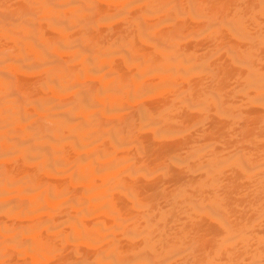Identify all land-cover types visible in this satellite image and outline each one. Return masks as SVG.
Segmentation results:
<instances>
[{
	"label": "bare ground",
	"instance_id": "1",
	"mask_svg": "<svg viewBox=\"0 0 264 264\" xmlns=\"http://www.w3.org/2000/svg\"><path fill=\"white\" fill-rule=\"evenodd\" d=\"M0 215V264H264V0H0Z\"/></svg>",
	"mask_w": 264,
	"mask_h": 264
},
{
	"label": "rangeland",
	"instance_id": "2",
	"mask_svg": "<svg viewBox=\"0 0 264 264\" xmlns=\"http://www.w3.org/2000/svg\"><path fill=\"white\" fill-rule=\"evenodd\" d=\"M105 7L104 4H102ZM26 77V76H25ZM24 77V78H25ZM28 77V76H27ZM29 80L32 81V78L28 77ZM24 81V79H23ZM30 82V81H29ZM90 83L91 85H94V81L91 80V79H87L85 80V83ZM24 83H28V81H24ZM24 86V84H22ZM86 85V84H84ZM161 99V97H155V98H148V97H144L142 102H144V104H146L147 106H155L157 104V102ZM138 103H135V106H137ZM9 166H12V168H26V169H29L31 171H35L36 168L34 166H30V167H27L25 166L24 164H19V163H16L14 162V164H10ZM92 174L95 173V170L91 171ZM41 173V172H39ZM42 180L45 184L44 186V191L46 192L48 187L49 186H53V185H56V184H64L67 186V191H70V192H73V193H80L84 187V185L86 184V182H77L75 180H72L71 179V174L70 173H67L66 176L64 178H61L60 176L58 175H55V174H44L42 175ZM23 201H28V199L26 198H23ZM92 201V197H87L85 198V202L87 204H90ZM46 207L49 209V210H53L54 209V205H55V202L54 200H45L44 201ZM52 217H54L55 219H60V216H61V210L60 209H55L54 210V213L51 215ZM3 219V216L0 215V220ZM41 219L43 220H47L49 219V214L47 212H45L43 214V216H41ZM86 221L89 223L90 220H91V217H86L85 218ZM29 222H31V216H28V215H18V216H15L14 219H13V222H12V226H21V224H28ZM85 249L87 250V247L85 246ZM90 251L94 250V249H91L89 248ZM53 262L50 261V262H47V264H52ZM8 264H29V258H25L24 256H19V255H16L15 256V260H12V261H9Z\"/></svg>",
	"mask_w": 264,
	"mask_h": 264
}]
</instances>
